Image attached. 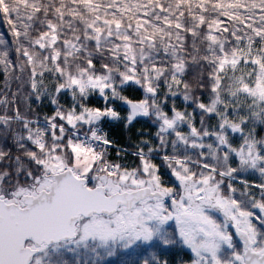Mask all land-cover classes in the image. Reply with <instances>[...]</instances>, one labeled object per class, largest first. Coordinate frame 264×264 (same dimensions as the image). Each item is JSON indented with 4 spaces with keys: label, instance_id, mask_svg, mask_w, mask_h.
<instances>
[{
    "label": "snow or ice",
    "instance_id": "obj_1",
    "mask_svg": "<svg viewBox=\"0 0 264 264\" xmlns=\"http://www.w3.org/2000/svg\"><path fill=\"white\" fill-rule=\"evenodd\" d=\"M0 264H264V0H0Z\"/></svg>",
    "mask_w": 264,
    "mask_h": 264
}]
</instances>
